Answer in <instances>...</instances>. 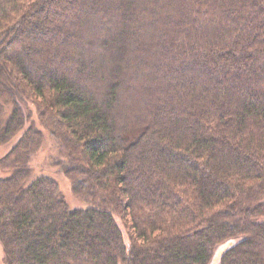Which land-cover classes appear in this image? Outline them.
<instances>
[{"label":"trees","instance_id":"trees-1","mask_svg":"<svg viewBox=\"0 0 264 264\" xmlns=\"http://www.w3.org/2000/svg\"><path fill=\"white\" fill-rule=\"evenodd\" d=\"M7 146L3 264H264V0H0Z\"/></svg>","mask_w":264,"mask_h":264},{"label":"rangeland","instance_id":"rangeland-1","mask_svg":"<svg viewBox=\"0 0 264 264\" xmlns=\"http://www.w3.org/2000/svg\"><path fill=\"white\" fill-rule=\"evenodd\" d=\"M9 110L10 109L8 108L7 111ZM8 148H9L8 146L3 150L0 148V155L2 152L6 153ZM58 156H59V149L57 145L53 141L47 140V142L44 143L41 150L32 157L33 158L32 164L34 170L33 176H39L45 173L55 176L60 182L61 188L68 202L74 207L83 206L84 203L73 195L71 191V183L58 170V167L54 165L57 162V159L59 158ZM2 251H3L2 246L0 244V264H3Z\"/></svg>","mask_w":264,"mask_h":264}]
</instances>
